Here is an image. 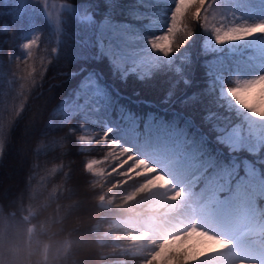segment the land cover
<instances>
[{
  "label": "snow or ice",
  "instance_id": "obj_1",
  "mask_svg": "<svg viewBox=\"0 0 264 264\" xmlns=\"http://www.w3.org/2000/svg\"><path fill=\"white\" fill-rule=\"evenodd\" d=\"M149 2L64 0L59 5L56 31L64 35L65 29L76 22L82 33L78 50L69 62L86 64L88 69L81 71L77 67L69 74L73 86L51 111L63 112L61 124L50 128L43 122L44 129L66 128V133L50 136L48 131H42L36 140L63 144V155L69 151V136H75L77 150L82 154L79 145L85 143L96 142L106 149L102 158L82 163L85 196L95 197L92 207L105 219L117 213L129 217L119 225L123 236H115V242H111L112 233L100 234L99 227L85 228L86 238H73L81 235L80 228L63 235L64 220L75 212L88 211L84 201L58 204L57 213L63 212L60 219L33 224L38 213L32 210L30 169L23 176L22 186L15 185V191L11 185L5 188L0 180V264H68L73 255L91 245L95 249L86 261L100 264H128L129 258L138 264H264V71L245 77L237 69L238 63L264 68V18H244L255 11L250 7L253 0H232L229 6L221 0H174L163 31L146 35L143 29L145 22H150ZM256 2L264 10V0ZM0 4L14 5L0 10V35H8L12 46L23 53L10 51L7 63L15 61V71L23 64L26 77L35 80L42 73L29 62L35 58L34 49L41 45L37 34L40 31H33L27 39L18 33L37 4L49 23L53 22L48 0H0ZM237 8L245 11H236ZM197 29L206 38L202 47L194 48ZM249 41L251 46L231 58L218 51L222 46ZM59 43L63 45L64 41ZM57 52V47L50 50L52 55ZM76 56L85 59L75 60ZM101 61H106L121 81L133 77L151 83L158 77L166 78L163 103L172 104L175 113L156 110L151 122L122 118L128 121V134L160 160L163 169L114 138L112 127L89 132L83 131L81 125L83 134L75 135L69 126L75 116L91 118L103 108L96 72ZM3 69L4 63L0 62V71ZM197 81L206 87L201 89ZM208 96L212 99H206ZM22 108H5L0 113V164ZM44 112L45 106L26 129L30 138L36 125L44 120ZM157 176L163 181L149 183ZM71 181L70 167L64 191L56 196L57 200L79 194L81 186L68 187ZM144 197L159 208L179 206L184 219L174 223V217L167 214L145 217L130 213L132 205ZM58 224L61 226L53 230ZM42 236L47 237V242L40 239ZM57 236L63 238L55 240ZM194 236L214 246L196 251L189 242ZM177 242L179 246L172 247Z\"/></svg>",
  "mask_w": 264,
  "mask_h": 264
},
{
  "label": "trees",
  "instance_id": "obj_2",
  "mask_svg": "<svg viewBox=\"0 0 264 264\" xmlns=\"http://www.w3.org/2000/svg\"><path fill=\"white\" fill-rule=\"evenodd\" d=\"M48 1H58L62 3L64 2V0ZM9 6L14 5L0 4V10H3ZM44 15L45 14L43 12V8L39 4H37L29 11L24 26L18 33V35L25 37L28 32L40 31L37 34L41 36V45L38 49H34L35 58L34 60L29 62V64L31 66H34L38 72L42 73V75L36 76L35 80L26 77V66H24L23 64H21L19 71H15V61H13L12 65H8L7 54L10 51L14 54L23 53L17 47L12 46L11 40L9 39L8 35H5L7 36V40L4 42L2 41V35H0V62L4 63V69L0 71V113H2L5 108L10 111L13 107H26L25 110H23L22 108L21 116L16 121L15 126L12 129L11 140L7 146V149L16 148L17 145L14 141L12 142V139L17 138V141H19L20 138H23L26 129L29 128L34 118H36L38 110H42L44 106V120L41 123L37 124L38 129L40 131H48L50 136H59L65 134L67 131L66 128H56L49 131L43 128V122H47V126L50 128L56 127L61 124V122L63 121V112L60 110H56L54 112L51 111L53 109H56L58 102L67 96V93L70 92L73 86V81L69 80V74L72 70H76L77 67H79L81 71L88 69V65L86 64H80L79 66H77L76 63L69 62V57L72 56V53L74 51L78 50V41L80 35L82 34L80 31V25L76 22H73L65 29L66 34L61 35L56 31L55 27H53L48 21L44 19ZM37 18L39 20H36ZM0 25H2V21H0ZM9 35H11V33H9ZM205 38L206 37L200 32V30L197 29L196 36L194 37L195 43L193 47H202ZM60 40L64 41L63 45L59 43ZM244 46L245 45L243 44L237 45L236 49L238 50V48H243ZM52 47L58 48V52L54 55L50 54V50ZM9 48L12 49L8 51ZM225 50V46H222L220 49H218V51L224 53ZM74 59L84 60L85 57L76 56ZM101 67L103 68V71H101ZM96 72L99 74V77L97 79L98 83L108 88L110 95L112 96L109 102L110 106H112V110L110 112L111 120H116L117 115L123 112H126L129 116L135 117L137 122L141 120H144L145 122L152 121L156 115V110L160 112L172 111L173 113H175L176 108H174L172 104L165 105L163 103L167 86L166 78L158 77L151 83H143L133 77H129L127 80L121 81L118 76L112 73L106 61L100 62V67L96 69ZM22 76H24L25 79H21ZM197 84L201 89L206 87V85L201 84L200 81H197ZM110 85H113V87L117 90L116 93H114L111 88H109ZM206 99L211 100L212 97L208 96L206 97ZM173 103H175V98H173ZM40 104L41 106L40 108H38L37 106ZM177 107L182 108L183 105H177ZM98 121L99 123L95 122V124L90 125L93 132H100L103 130L104 126H106L105 119H99ZM74 123L77 124V118L75 117L72 119L70 125ZM73 138V136H69L68 140H73ZM42 141L44 140L42 139L41 142ZM45 143L46 148L44 149V151L50 152L51 154V156L47 158L46 161L51 163V165L48 166V170L44 174L42 172H38L37 174L35 173L36 175L33 174L31 180V203L33 206L32 210L38 213L36 219L32 220V223L36 224L37 226L45 222L50 223L52 219H60L63 216V212L57 213V205L68 204V199H56V196L64 191L66 174L69 172V170L67 169L68 167H64V162L61 158L62 151H59V149L57 150L58 145L62 146L63 144L48 142ZM69 145L70 150L72 149V151H74L73 156H75V154L78 156L73 159L77 160V162L79 163L77 167L79 168L82 175L72 176V181L70 182V184L72 186L78 184L81 187H86V185H84L86 182V176L82 171L81 163L84 162V159L90 156L97 157L99 155L90 148V150L88 149L86 151H82V154L77 150L78 145L76 144V142H74L73 144L69 143ZM27 152H29L28 148ZM7 154L5 151V157L7 156ZM56 160H58L57 163ZM17 164H19L18 168L16 167V165H13L11 167L20 171V184L22 186L23 176L31 169V165L27 163V159L23 158L19 159ZM5 166L6 165H3L2 161V164H0V171H2ZM45 166L46 165H44V167ZM87 176L89 179H91L89 174H87ZM72 182L76 183L74 184ZM79 182L82 184H80ZM71 185L69 187H71ZM34 190H36L37 192H34ZM86 191L87 187L84 192L86 193ZM88 198L92 207V205L95 204V197H87V199ZM137 202L139 203V206L137 207L138 210L136 211H140L143 209L147 210V208H150L154 204L153 202H149V198L147 197L139 199L137 200ZM25 207L26 209L28 208L27 203ZM113 211L114 213H116V210ZM24 214H27V211H25ZM99 214H101L100 211L98 212L95 210L94 217L97 218H90L89 220L91 222H89L88 227H93L92 224L97 221H100L105 227L110 223L111 219L122 216L117 213L110 215L105 219ZM64 222L65 220L63 221V223ZM60 226L61 225L59 224L55 225L53 230L59 228ZM63 227H65L64 224ZM63 234L66 235V231ZM122 234L113 233L114 236H122ZM61 238L63 237H54L55 240H60ZM73 238L81 239L79 237L75 238V236ZM40 239L43 242H47L46 236H42ZM92 247L95 249V245H92ZM79 253L75 254L74 256L79 255ZM72 261L74 260H69L68 264H72ZM134 261L136 260L129 258L128 264H138V261ZM77 264H79V262Z\"/></svg>",
  "mask_w": 264,
  "mask_h": 264
},
{
  "label": "rangeland",
  "instance_id": "obj_3",
  "mask_svg": "<svg viewBox=\"0 0 264 264\" xmlns=\"http://www.w3.org/2000/svg\"><path fill=\"white\" fill-rule=\"evenodd\" d=\"M173 2H174V0H150V2H149V21L150 22L146 21L145 22L146 27L143 29V31L146 35H154L160 31H163V29L166 27L167 16L171 10V7L173 6ZM229 2L230 1H228V0H221V3H224L225 6H229L230 5ZM48 4H49L50 10L52 11V16H53V22L51 24L53 25V27H56L55 22H54L56 10L59 8V5L61 3L48 1ZM250 7L255 9V11L251 15H245L244 18L249 19L250 21L252 19L264 18V10L261 9V5L259 3H257L256 0H253ZM236 11H245V10L237 8ZM30 35L31 34H29V36ZM27 38H28V36H26V38H23V39H27ZM20 42L22 43V39ZM248 43H249L248 44L249 46L252 45V42L249 41ZM229 46L232 47V45H229ZM227 51L228 52L226 53V55L229 58H231L234 55L238 54L240 50L235 51V49H234V50L229 51V49L227 48ZM237 69L239 71H241L245 77L253 75V74H258L259 72L264 71V68H261L258 66H254V65H247L246 66L245 64H239V63L237 64ZM97 87L100 89V91L102 93L101 98L103 100V108L99 112L94 114V116H92L91 118H89V117H83L82 118L79 115L75 116L78 119L77 125H78V129L80 130V134H83V131L92 132L89 125L95 123L96 120H98L100 118L109 119V115H110V112L112 110V106H110L109 102H110V99L112 96L110 95V92L108 91V89L106 87H104L102 84L98 83V81H97ZM40 106H41V104L38 105L37 107L40 108ZM124 116H129V115H127V113H125V112L122 113L121 115L118 114L117 119H119L121 117V120L110 122V124L112 125V127L114 129V138L118 137L119 139H121L122 143H126L128 146L132 147L134 151H137V152L147 156L154 163L160 164L161 168L163 169L164 168L163 163L160 160L153 157L151 155V153L148 152L145 149V147L138 140L133 139L128 134V132H127L128 121L126 119H122ZM129 117H132V116H129ZM81 125L84 126L83 131L81 130ZM41 132L42 131H40L36 125L35 131L33 130L30 133L31 138L28 135H26V132H25V135L23 136V138H20L19 141H17V138L12 139V142L14 141L17 145L16 148H12V149L6 148V154H7V152H8V154L5 157V159L3 160V165H6V166L3 168L2 171H0V173H1L0 174V180H3V185L5 188H7L11 185V186H13V191H15V185L17 183L20 184V180H21L20 179L21 178L20 171L11 167L13 165H16V167L18 168L19 164H17V162L19 159H22V158L27 159V163L31 165L30 168H31V170H33L34 175H36L38 172H42L43 174L45 172H47L48 166L51 165V163L47 162L46 159L49 158L51 156V154H50V152L44 151V149L46 148V143L44 141L41 142L42 139L39 142L36 141L37 138H39L41 136ZM26 141H27V143H26ZM53 146H56V145H53ZM27 148L31 149V150L29 152H27ZM89 148L93 149L95 151V153L99 155L96 158H102L105 151H106L105 148H103L102 146H100L96 142H93L92 144L85 143V144L79 145V149L84 150V151L88 150ZM58 149H59V151H62L61 158H62V161L64 162V167H66V168L68 167L67 168L68 170H70L69 166L71 167L72 176H76V175L82 176L79 168L77 167V165L79 163L77 162V160L73 159V158L78 157V156L76 154H75V156H73L74 151H72V149L70 150V145H69V151H68L67 155H63V150H64L63 145L62 146L58 145L57 150ZM25 157H27V158H25ZM57 161L58 160H56V163H57ZM140 163H142V162H138V165ZM44 165H46V166L44 167ZM104 167H107V165H104ZM164 170H167V169H164ZM144 171L148 172V171H151V169L145 168ZM162 181H163V178L157 176V177H153V179L151 181H149V183L155 184V183H160ZM76 182H78V181H76ZM76 182H72V183L75 184ZM70 185L71 184L69 182L68 187ZM74 186L71 185V187H74ZM105 191H106V188H105ZM34 192H37V191L34 190ZM84 193H85L84 190L82 191L81 189H79L78 195L72 196L71 198L68 199V204H66V205L72 204L73 202H76V201H84V207L87 208L88 211L82 210L80 212H75L72 214V216H70L67 220H65V222L63 224L65 226L64 229H65L66 233L73 228H78V229L79 228L80 229L87 228L89 226V222H91L89 219L90 218L93 219V217L95 216L94 215L95 210L90 209L91 208L90 200H89V198L87 199V197L85 196ZM120 194L122 195L123 193H120ZM94 202H96V201H94ZM138 206H139V203L136 201L132 205V208L129 209V212L132 213L133 215L135 213H140L145 217H149V216L160 217V216H164L165 214L171 216L170 212H174L173 215L175 216L177 214L176 208H179V206H177V207H171L170 206L169 208H159L156 204H154V206L150 207L148 210L136 211V210H138L137 209ZM94 218H97V217H94ZM128 218H129L128 216H121V217L118 216V217L112 219L110 223L113 225V227L110 229L109 224H108L105 227V231H110L112 233V235L114 232H123V229L119 225L122 221H124L125 219H128ZM173 222L178 223V220H176L174 218ZM112 235L110 237V241L115 242V236L114 235L112 236ZM77 237L86 238L83 236V232H81V235L75 236V238H77ZM189 242L192 245L196 246L195 247L196 251H203L204 249L210 250L214 246L211 241H209L205 238L196 237V236L190 238ZM178 246H179V242L172 245V247H178ZM185 246H187V245H185ZM93 250H94V248L92 247V245L90 247H85V249L83 251H81L79 253V255H76V256L73 255L72 259H70V260H74L77 263L79 262V264H81V262H85V264H100V262L96 261V260L86 261V257L88 256L89 252L93 251ZM79 258L81 261L79 260Z\"/></svg>",
  "mask_w": 264,
  "mask_h": 264
},
{
  "label": "bare ground",
  "instance_id": "obj_4",
  "mask_svg": "<svg viewBox=\"0 0 264 264\" xmlns=\"http://www.w3.org/2000/svg\"><path fill=\"white\" fill-rule=\"evenodd\" d=\"M44 19L46 20V21H48V18L44 15ZM36 20H39L38 18L36 19ZM35 20V21H36ZM49 22V21H48ZM7 36H5V35H2V41L4 42V41H6L7 40V38H6ZM12 48H9L8 49V51H10ZM20 50V49H19ZM257 103L259 104L260 103V101H259V94H257ZM262 107H264V105H262ZM117 121H120V120H117ZM151 122V121H150ZM70 127H72L73 128V131L75 132V135H80V130L78 129V125L76 124V123H74V124H72V125H70ZM74 138H73V140H70V144H73L74 142H76L75 141V136H73ZM80 151H84V150H81V149H79ZM6 151V150H5ZM96 158V157H94V156H90V157H88V158H86V159H84L83 161L84 162H86L88 159H90V158ZM91 158V159H92ZM83 163V162H82ZM82 163H81V167H82ZM91 177V176H90ZM80 183V182H79ZM80 184H82V183H80ZM82 191L83 190H85L86 189V187L85 186H83V187H81L80 188ZM129 190H130V188H129ZM97 192L99 191V189H97L96 190ZM90 209H92V207L90 208ZM93 210H96V209H94L93 208ZM96 211H98L99 212V210H96ZM176 215L174 216L173 215V213L174 212H170L171 213V216L172 217H174L176 220H178V222L180 221V220H183L184 219V213H181L180 211H179V208H176ZM101 213V212H100ZM100 216H102V214H99ZM116 218V217H115ZM114 219V218H113ZM112 220V219H111ZM111 222V221H110ZM110 224V223H109ZM92 226L93 227H99V232H100V234H103L104 232H105V227L102 225V223L100 222V221H97V222H94L93 224H92ZM82 231L84 230V229H81ZM81 231V232H82ZM114 233H123V232H114ZM113 236V235H112ZM122 236H123V234H122ZM218 258H214V260H217Z\"/></svg>",
  "mask_w": 264,
  "mask_h": 264
}]
</instances>
